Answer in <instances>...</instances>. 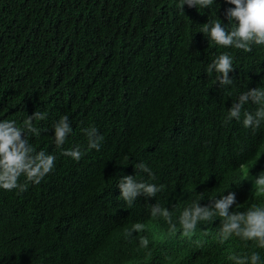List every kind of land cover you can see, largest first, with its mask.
<instances>
[{
	"label": "trees",
	"instance_id": "16d2710c",
	"mask_svg": "<svg viewBox=\"0 0 264 264\" xmlns=\"http://www.w3.org/2000/svg\"><path fill=\"white\" fill-rule=\"evenodd\" d=\"M178 3L0 0V121L19 125L46 113L28 139L56 157L40 184L22 175L26 190L0 188V264H234L230 256L252 251L264 264V249L238 237L246 244L221 242L215 222L176 237L150 215L156 203L180 213L196 186L216 194L211 182L230 166L229 147L243 149L248 161L246 149L264 144V124L253 132L225 122L226 105L264 89V45L224 48L200 32L214 19L235 26L225 15L235 6L226 0L203 10L184 5L183 12ZM223 52L234 68L227 86L207 71ZM62 115L73 131L58 149L53 125ZM88 127L104 137L99 151L87 149L81 129ZM77 146L79 161L61 154ZM139 163L155 179L137 171ZM127 175L162 190L128 207L118 199ZM136 223L143 229L132 231ZM138 232L149 238L147 247L129 243Z\"/></svg>",
	"mask_w": 264,
	"mask_h": 264
},
{
	"label": "clouds",
	"instance_id": "9594fccd",
	"mask_svg": "<svg viewBox=\"0 0 264 264\" xmlns=\"http://www.w3.org/2000/svg\"><path fill=\"white\" fill-rule=\"evenodd\" d=\"M230 7L226 10L228 24L235 22L230 30L227 25H222L220 20H211L203 25L200 32L204 33L210 42L224 48H235L245 52L252 50V45H264V0H226ZM214 0H179L178 9L184 11V5L197 9L210 8ZM232 57L223 52L217 56L207 67L208 72L216 73V80L220 86L233 83L229 78V72L233 71ZM256 105L255 112L247 111L246 104ZM228 115L225 122L237 124L242 128L255 132L264 124V89L254 88L242 92L237 100L226 105ZM243 114V119L241 115ZM47 114L34 112L28 115L22 124L14 120L0 121V188L8 191L18 189L26 190V184L18 183L22 175L26 181L40 184L41 181L55 167L56 157L44 151H37L29 142V135L39 134V130L33 125L34 120H44ZM54 143L58 149H62L67 137L73 129L67 115L60 116L54 123ZM81 131L87 138V149L100 150L104 137L98 133L95 127L83 128ZM250 158L242 161L243 149L229 147L227 157L231 164L227 168L220 167L216 173V180L211 182L212 193L207 196L206 186H196L190 193V203L178 213L171 212L169 208H162L159 203L152 205L151 214L154 221L164 225L165 230L171 236L189 235L196 229L207 228L216 223L218 236L221 242L237 241L236 246L252 243L256 248L264 249V144L253 150H248ZM61 154L79 161L84 153L80 146L74 149L62 150ZM237 172L234 173L233 169ZM137 171L148 173L155 179L151 169L144 163L135 166ZM118 187L120 196L131 207L137 197H156L162 190V185L138 182L131 175L122 176ZM245 209V210H238ZM198 225V227H197ZM143 225L136 223L132 231H140ZM135 242L140 246H148L149 238L144 232H138L134 236ZM234 264H261V255L252 251L244 256H230Z\"/></svg>",
	"mask_w": 264,
	"mask_h": 264
},
{
	"label": "bare ground",
	"instance_id": "6f19581e",
	"mask_svg": "<svg viewBox=\"0 0 264 264\" xmlns=\"http://www.w3.org/2000/svg\"><path fill=\"white\" fill-rule=\"evenodd\" d=\"M198 226V225H197Z\"/></svg>",
	"mask_w": 264,
	"mask_h": 264
}]
</instances>
